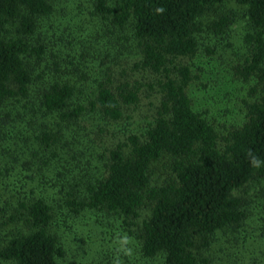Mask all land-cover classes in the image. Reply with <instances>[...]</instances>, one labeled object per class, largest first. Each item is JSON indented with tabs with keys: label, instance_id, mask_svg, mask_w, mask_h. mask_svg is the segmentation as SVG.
Here are the masks:
<instances>
[{
	"label": "trees",
	"instance_id": "1",
	"mask_svg": "<svg viewBox=\"0 0 264 264\" xmlns=\"http://www.w3.org/2000/svg\"><path fill=\"white\" fill-rule=\"evenodd\" d=\"M229 3L242 7L246 18L231 66L246 84V98L241 122L217 130L192 106V74L182 59L197 53L195 33L207 17L208 34L217 40L204 47L207 54L231 47L228 30L237 16L226 10ZM89 4L90 32L69 39L60 57L49 50L48 60L35 34L51 16L52 0H0V141L19 146L20 140L24 153L40 164L54 160L64 180L60 186L68 190L59 199L73 213L103 210L128 225L149 205L150 215L135 232L143 258L264 264V220L252 240H241L250 213L235 196L257 179L264 205V0ZM128 60L131 71L154 77L151 88H157L159 102L142 133L124 131L120 142L106 145L109 126L139 101L141 84L125 69ZM162 158L170 176L151 186L150 167ZM8 221L20 227L7 230ZM53 224L46 198L26 196L15 214L1 217L0 264H83L64 263L66 250ZM219 233L225 239L217 249ZM247 242L257 244L248 259Z\"/></svg>",
	"mask_w": 264,
	"mask_h": 264
},
{
	"label": "rangeland",
	"instance_id": "2",
	"mask_svg": "<svg viewBox=\"0 0 264 264\" xmlns=\"http://www.w3.org/2000/svg\"><path fill=\"white\" fill-rule=\"evenodd\" d=\"M89 2L90 0H52L53 12L41 23L35 34L36 40L46 45L48 60L49 50L60 57L59 51L67 47L69 39L73 36L80 38L90 32L92 23L88 16ZM225 6L226 10H234L237 16L228 30L231 47L219 49L215 55L207 54L204 47L217 41L208 34L207 17L195 33L199 42L197 53L193 57L182 59V63L188 65L192 74L187 91L192 106L196 111L203 112L215 124L217 130L231 123L241 122L244 114L243 100L246 98V84L240 82L231 70V66L237 60L232 52L233 48L239 46L240 38L247 30L244 9L235 3ZM67 52L68 50H64L63 55ZM127 62L125 69L141 84L139 101L136 106L125 111L121 121L109 126L108 133L103 136L106 145L113 146L120 142L124 137V131L138 135L142 133L152 121L159 102L157 88H151L154 77L145 71H131L133 61ZM20 126L24 127L23 124ZM22 127L18 129H23ZM11 135V131L6 134L8 137ZM17 143L19 146L11 139L0 141V220L1 217L5 219L15 214L19 202L26 196H44L52 206L54 233L66 250L64 263L75 261L83 264H162L160 257L143 258L139 251V241L135 237L137 228L150 215L149 205L140 208L135 220H127L126 222H130L128 225L122 218L103 210L85 209L73 213L62 203L63 200L59 199L68 192L66 187L60 186L64 182L63 176L58 175L61 172L60 166L54 160H51L49 165L46 162L40 164L35 159L31 160L28 153H24L25 145L20 140H17ZM26 146H29V143H26ZM46 157L52 159L50 155ZM169 176L167 158H162L151 165V186L162 185ZM261 184L260 180L254 179L235 192V196L241 198L244 208L250 213L245 230L241 232V240H252L254 233H257V224L264 220V205L259 197ZM32 193L34 196H31ZM19 227L20 222L8 221L7 230ZM224 239L221 233L217 235L219 241L217 249L221 247ZM248 242L247 259L252 256L251 252L255 245L257 248V244Z\"/></svg>",
	"mask_w": 264,
	"mask_h": 264
}]
</instances>
